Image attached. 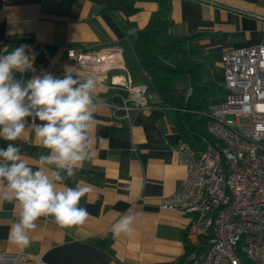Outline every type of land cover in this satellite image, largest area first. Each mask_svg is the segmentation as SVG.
Listing matches in <instances>:
<instances>
[{
	"label": "crops",
	"instance_id": "crops-1",
	"mask_svg": "<svg viewBox=\"0 0 264 264\" xmlns=\"http://www.w3.org/2000/svg\"><path fill=\"white\" fill-rule=\"evenodd\" d=\"M115 0H0V39L6 41L5 54L27 45L35 53V71L15 72L25 82L42 73L61 77L73 48L95 52L116 48L133 81L149 80L138 61L135 43L159 10L156 0H131L134 12L112 7ZM172 32L176 36H196L185 45L187 56L203 65L204 80L213 83L202 110L225 99L221 56L225 50L264 43V0H172ZM82 80L86 76L78 74ZM191 77L176 80L171 87L174 104L162 101L148 110L114 114L110 103L120 104L127 90L97 83V121L90 137L93 158L65 184L77 182L90 191L80 205L89 212L83 225L60 228L52 217H41L29 233L31 245L21 248L8 239L10 226L18 219V208L0 204V252H22L27 264H175L187 251L208 250L206 238L193 235L191 216L162 206L165 196L175 193L187 175L179 161L182 140L195 148L207 147V128L196 130L188 120ZM193 105V104H192ZM190 105V106H192ZM29 121L31 118H27ZM37 123L40 121L37 120ZM9 141L0 138V148ZM22 158L34 167L48 150L35 142L26 129L12 142ZM29 145L30 150L24 146ZM136 217L131 233L113 235V225L123 215Z\"/></svg>",
	"mask_w": 264,
	"mask_h": 264
},
{
	"label": "built area",
	"instance_id": "built-area-1",
	"mask_svg": "<svg viewBox=\"0 0 264 264\" xmlns=\"http://www.w3.org/2000/svg\"><path fill=\"white\" fill-rule=\"evenodd\" d=\"M6 49L0 39V55H6ZM67 56L66 66L75 73L132 94L120 104L110 103L114 114L123 111L122 117H129L133 110L157 105L150 84L133 81L121 50L71 48ZM221 65L226 97L202 112L214 140L204 149L180 142L179 161L187 175L161 203L189 214L193 235L207 240L206 254L194 248L190 264H242L244 258L264 264V43L225 50ZM28 259L22 252H0V264H27Z\"/></svg>",
	"mask_w": 264,
	"mask_h": 264
},
{
	"label": "clouds",
	"instance_id": "clouds-1",
	"mask_svg": "<svg viewBox=\"0 0 264 264\" xmlns=\"http://www.w3.org/2000/svg\"><path fill=\"white\" fill-rule=\"evenodd\" d=\"M30 51L21 45L0 55V138L10 142L0 148V204L7 202L19 210L8 239L21 248L30 247L29 233L41 217H52L60 228L80 226L88 219V210L79 205L90 188L79 182L70 187L65 181L92 160L90 133L97 123L96 78L81 80L75 68L66 66L62 78L42 73L26 82L18 80L15 72L35 71V53ZM26 129L48 150L39 156L35 170L12 143ZM135 219L123 215L113 225V235L131 233Z\"/></svg>",
	"mask_w": 264,
	"mask_h": 264
},
{
	"label": "trees",
	"instance_id": "trees-1",
	"mask_svg": "<svg viewBox=\"0 0 264 264\" xmlns=\"http://www.w3.org/2000/svg\"><path fill=\"white\" fill-rule=\"evenodd\" d=\"M159 10L148 25L138 32L135 48L137 58L145 71L150 86L155 89L163 102L174 104L171 87L176 80L191 77V93L187 112L188 120L196 130L207 128L208 119L205 115L198 118L196 113L203 108L207 94L214 88L209 80H204L203 65L187 56L185 45L196 36H176L172 32L171 18L172 0H156ZM112 7L134 12L136 8L131 0H115ZM208 132V129H207ZM210 140L214 137L208 132ZM30 150L29 145L24 146ZM195 246L188 244L187 251L175 264H190L189 256ZM242 264H251L244 258Z\"/></svg>",
	"mask_w": 264,
	"mask_h": 264
},
{
	"label": "rangeland",
	"instance_id": "rangeland-1",
	"mask_svg": "<svg viewBox=\"0 0 264 264\" xmlns=\"http://www.w3.org/2000/svg\"><path fill=\"white\" fill-rule=\"evenodd\" d=\"M136 84H140L139 82H136ZM242 122H246V119H243ZM203 253H206V249L203 251Z\"/></svg>",
	"mask_w": 264,
	"mask_h": 264
}]
</instances>
